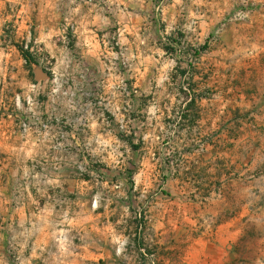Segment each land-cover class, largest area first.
Returning <instances> with one entry per match:
<instances>
[{"label":"rangeland","instance_id":"374dc122","mask_svg":"<svg viewBox=\"0 0 264 264\" xmlns=\"http://www.w3.org/2000/svg\"><path fill=\"white\" fill-rule=\"evenodd\" d=\"M0 264H264V0H0Z\"/></svg>","mask_w":264,"mask_h":264}]
</instances>
